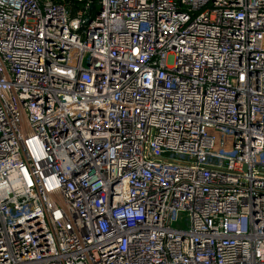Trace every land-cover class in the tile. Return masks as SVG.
Here are the masks:
<instances>
[{
	"label": "built area",
	"instance_id": "2783aa9c",
	"mask_svg": "<svg viewBox=\"0 0 264 264\" xmlns=\"http://www.w3.org/2000/svg\"><path fill=\"white\" fill-rule=\"evenodd\" d=\"M0 264H264V0H0Z\"/></svg>",
	"mask_w": 264,
	"mask_h": 264
}]
</instances>
